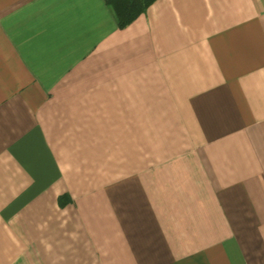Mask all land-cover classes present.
Listing matches in <instances>:
<instances>
[{
	"label": "crops",
	"instance_id": "1",
	"mask_svg": "<svg viewBox=\"0 0 264 264\" xmlns=\"http://www.w3.org/2000/svg\"><path fill=\"white\" fill-rule=\"evenodd\" d=\"M0 0V264H264V0Z\"/></svg>",
	"mask_w": 264,
	"mask_h": 264
},
{
	"label": "trees",
	"instance_id": "2",
	"mask_svg": "<svg viewBox=\"0 0 264 264\" xmlns=\"http://www.w3.org/2000/svg\"><path fill=\"white\" fill-rule=\"evenodd\" d=\"M157 0H105L115 14L119 29L127 28Z\"/></svg>",
	"mask_w": 264,
	"mask_h": 264
}]
</instances>
